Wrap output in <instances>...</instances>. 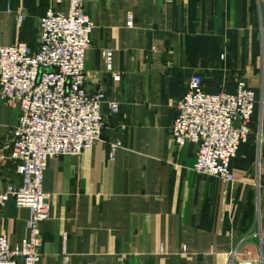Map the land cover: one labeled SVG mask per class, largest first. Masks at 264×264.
Returning a JSON list of instances; mask_svg holds the SVG:
<instances>
[{"label": "crops", "instance_id": "1", "mask_svg": "<svg viewBox=\"0 0 264 264\" xmlns=\"http://www.w3.org/2000/svg\"><path fill=\"white\" fill-rule=\"evenodd\" d=\"M48 9L66 13L69 0H0V47L36 49ZM84 9L95 23L86 87L106 95V127L92 149L48 163L51 214L40 226L39 264H228L233 251L237 260L257 261L264 251V0H86ZM105 48L120 82L106 71ZM194 76L207 93H235L244 81L258 94L232 182L195 172L198 146L180 147L171 134L176 102ZM111 100L120 104L116 115ZM18 118V106L0 94V145L12 142ZM116 140L124 147L111 161ZM1 177L2 186L21 183L12 162ZM29 218L14 202L0 206V235L11 247L26 236Z\"/></svg>", "mask_w": 264, "mask_h": 264}, {"label": "built area", "instance_id": "2", "mask_svg": "<svg viewBox=\"0 0 264 264\" xmlns=\"http://www.w3.org/2000/svg\"><path fill=\"white\" fill-rule=\"evenodd\" d=\"M86 0H69L68 12L48 9L40 19V41L36 49L25 42L0 47V94L19 108V118L9 144L0 145V206L14 202L30 210L26 236L11 247L0 235V264H39L42 257V223L51 208L43 191L49 161L57 156L79 155L93 148L103 135L106 122L103 92L91 93L86 84V52L92 46L95 23L84 9ZM25 17H17L21 26ZM134 26L133 16L127 27ZM106 71L114 82L122 75L114 72V52H101ZM257 92L244 81L235 93H207L200 76L191 78L186 94L176 102L177 116L171 134L180 147L198 146L195 172L235 180L233 164L250 135V122L256 110ZM111 115L120 112L116 100L108 102ZM237 124V126H236ZM259 134V140H262ZM121 140L110 144L109 159L115 161ZM12 162L21 183L2 186L1 174ZM261 233H254L256 238ZM162 249V247H161ZM228 264H264V251L257 261L237 260L233 251Z\"/></svg>", "mask_w": 264, "mask_h": 264}, {"label": "water", "instance_id": "3", "mask_svg": "<svg viewBox=\"0 0 264 264\" xmlns=\"http://www.w3.org/2000/svg\"><path fill=\"white\" fill-rule=\"evenodd\" d=\"M236 126H237V124H236Z\"/></svg>", "mask_w": 264, "mask_h": 264}]
</instances>
